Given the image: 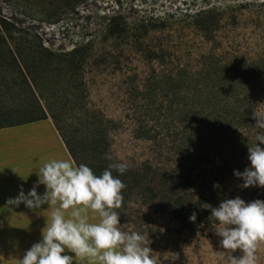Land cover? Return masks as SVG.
Returning <instances> with one entry per match:
<instances>
[{
	"label": "rangeland",
	"instance_id": "1",
	"mask_svg": "<svg viewBox=\"0 0 264 264\" xmlns=\"http://www.w3.org/2000/svg\"><path fill=\"white\" fill-rule=\"evenodd\" d=\"M247 1L254 4L240 13L263 15L264 6L254 0H86L76 7L70 0H0V18L12 25L11 37L22 39L28 71L79 154L97 175L110 163L127 164L124 174L112 173L126 185L116 210L119 223L122 231L144 234L160 264H220L213 252L222 251L219 225L192 232L167 212L165 201L177 193L170 184L160 186L163 179L184 182L190 176L192 184L182 186L195 198L218 180L225 165L219 179L229 199L264 201V188L242 189L243 181L233 175L250 166L247 149L256 143L254 114L264 115V88L236 89L227 68L252 59L261 32L253 34L245 16L207 43L192 23L203 8L235 13L236 4ZM110 22L124 32L105 35ZM88 42L93 48L81 49L80 67L73 71H52L57 62L65 68L61 56L51 59L53 66L46 58L42 66L29 63L33 45L65 55ZM69 81H76L78 94ZM44 113L0 29V127ZM134 173L136 181L128 177ZM256 255L257 264H264V245Z\"/></svg>",
	"mask_w": 264,
	"mask_h": 264
},
{
	"label": "clouds",
	"instance_id": "2",
	"mask_svg": "<svg viewBox=\"0 0 264 264\" xmlns=\"http://www.w3.org/2000/svg\"><path fill=\"white\" fill-rule=\"evenodd\" d=\"M258 130L256 143L248 146L250 166L233 175L242 180V189L264 188V115L254 114ZM111 159V157H107ZM124 162L110 163L97 175L89 166L70 159H51L38 169L39 176L27 195L21 190L7 204H24L30 210L41 205L51 209L42 239L25 252L16 264H160L149 240L137 231H122L117 209L123 205V181L114 176L127 171ZM45 186L43 195L36 188ZM211 218L218 222L222 251L213 252L220 264H257L258 248L264 245V201L245 202L240 197L224 199L218 207L205 203ZM193 211L189 222H195ZM73 255H65V251ZM241 253L239 257L233 253ZM175 259L178 256L173 255Z\"/></svg>",
	"mask_w": 264,
	"mask_h": 264
},
{
	"label": "trees",
	"instance_id": "3",
	"mask_svg": "<svg viewBox=\"0 0 264 264\" xmlns=\"http://www.w3.org/2000/svg\"><path fill=\"white\" fill-rule=\"evenodd\" d=\"M85 1L86 0H70L69 3L76 7L80 4H83ZM256 1H261V6H264V0H254V2ZM252 4L254 3L249 1L236 4L237 11H235V13L232 10L220 11V9L212 5L207 8L201 9L192 19L193 27L197 29L200 36L207 43H213L216 39L220 38V35L223 33V28L230 25V23L234 26H238L241 20L245 18V16H247L246 19L250 21L249 28L254 31L253 34H255V30H260L259 32L261 33H259V35H261L262 38L259 41L255 40L257 45L253 49L252 59H250L249 62L243 63L241 65L236 63V65H230L229 67H227L232 72L229 78V83L232 84V86L236 89L247 88L254 90L255 88H264V13L261 16L252 13H248V15L240 13L242 12L240 10L246 7H250ZM11 26L12 25L8 21L0 18V29L5 32L17 59L19 60L24 70H26V74L30 80V84L32 88H34V91L43 106L44 112L52 121L71 158L77 165L83 163L91 168L90 164L85 161L83 156L79 154L78 150L76 149L75 141L70 132L60 120L57 110L53 108L52 103L48 102L47 98L44 96L42 90L40 89L36 78L28 71L27 60L24 56V44L23 42L21 43L22 39H18L20 41L19 43L17 39L10 36L9 32L11 31ZM123 32L124 28H120L118 24H115L113 22L108 23L105 28V35L107 36H115ZM91 46L92 42H88L83 46L80 45L73 47L71 51L65 55H59L53 53L45 47H42L41 44L33 45V47L28 48V52H30L29 63H32L35 66H42L45 58L48 60L54 59L59 61V57L61 56L67 59L65 68H61L60 62H57L56 69L53 68L52 71H59L61 69H69L73 71L74 68L80 67V63L77 61V59L80 58L78 53L81 51V49L93 48ZM50 63L53 66L52 60ZM69 82H71L72 84H76V81ZM74 88L76 89V93L78 94L80 92V87L78 89L76 84ZM101 125L102 123L99 122L98 126L101 127ZM222 167L220 168L221 171L219 172L218 180L215 179L213 182L210 181L211 184L206 187L205 193L198 195L195 198L193 196L191 198L188 197L185 193V190L187 188L186 185L182 186V184H192L193 179L190 176L184 182L180 179H174L173 182H169L166 179H163L161 183H158L163 187H168L170 184L172 190L174 191L175 189V192L177 193L175 194V197L170 198L168 201H165V205L163 204V201L161 203L162 205L166 206L165 209L167 210V212L175 218V220L182 228L192 232L198 231L203 234L205 231L209 232L214 228V226L218 225V222L210 217V210L203 208V204L207 203L212 207H218L221 201H223L224 199H229L222 181L223 179H219L223 178V170L227 169L225 165H222ZM137 176L138 174L134 173L129 175L128 177H130L132 181H136ZM193 211L197 213V218L194 223L189 222V216Z\"/></svg>",
	"mask_w": 264,
	"mask_h": 264
},
{
	"label": "crops",
	"instance_id": "4",
	"mask_svg": "<svg viewBox=\"0 0 264 264\" xmlns=\"http://www.w3.org/2000/svg\"><path fill=\"white\" fill-rule=\"evenodd\" d=\"M51 159L73 160L46 113L32 121L0 127V264H16V259L42 239L51 212L48 205L30 210L24 204L10 206L7 201L21 190L27 195L38 180V169ZM36 191L43 195L45 186L39 185ZM64 254L73 255L67 250ZM76 264H81L78 258Z\"/></svg>",
	"mask_w": 264,
	"mask_h": 264
}]
</instances>
